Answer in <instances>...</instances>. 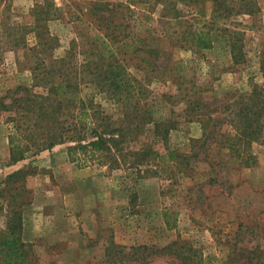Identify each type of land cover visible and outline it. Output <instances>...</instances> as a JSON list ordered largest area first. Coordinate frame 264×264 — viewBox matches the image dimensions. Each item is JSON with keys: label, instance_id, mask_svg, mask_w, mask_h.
Instances as JSON below:
<instances>
[{"label": "rangeland", "instance_id": "rangeland-1", "mask_svg": "<svg viewBox=\"0 0 264 264\" xmlns=\"http://www.w3.org/2000/svg\"><path fill=\"white\" fill-rule=\"evenodd\" d=\"M8 1L12 19L22 22L31 19V10L41 3L51 2L57 7L56 17L47 23L58 39L56 55H62L72 39L85 40L96 32L89 11L91 0ZM255 1L252 13L232 14L211 29L210 49L168 45L174 60L185 59L183 67L178 75L167 71L168 75L149 83L150 89L166 93H176L179 81L182 88L194 84L198 90L194 96L209 104L208 114L215 118L203 119H210V124L217 127L208 145L197 149V160L190 164L192 170L177 174V181L165 186V180L157 176L138 177L133 171L107 173L96 165L78 167L68 160L65 144L27 154L25 159L10 164L9 124L2 120L0 232L6 230L10 207L18 209L22 238L34 264H106L110 242L163 247L175 241H185L196 250L195 264H248L252 250L258 257L254 263L264 264V0ZM131 8L135 12L129 21L137 35L136 43L159 44L161 40L156 42L155 37L165 26L157 11L148 17L142 15L146 10L143 4ZM183 9L184 21L174 29L182 30L190 24L204 28V19L210 16L209 1ZM125 59L127 69L142 77L144 70L135 65L140 57L128 53ZM29 83V72L16 61L15 53L7 50L0 54V94ZM255 92L256 103L250 104L247 114L255 112L252 117L257 133L238 156L223 147L221 134L235 133L229 119L234 118L240 101ZM176 118L181 125L171 134L172 146L191 153L192 138L202 134L201 123L189 121L195 119L191 114L189 120L182 113ZM206 154V160H201ZM245 157L247 164L241 162ZM19 169L23 173L16 181L1 184ZM127 261L122 263L117 258L116 264ZM177 263L163 255L147 258L144 263L131 262Z\"/></svg>", "mask_w": 264, "mask_h": 264}, {"label": "trees", "instance_id": "trees-1", "mask_svg": "<svg viewBox=\"0 0 264 264\" xmlns=\"http://www.w3.org/2000/svg\"><path fill=\"white\" fill-rule=\"evenodd\" d=\"M207 1L210 2V16L204 19V28L190 24V28L174 29L175 24L184 21V7ZM90 2L89 11L96 23V32L85 40L72 39L64 53L56 55L58 39L47 26L48 21L56 17L57 7L53 3L35 6L29 14L31 19L22 22L12 19L10 2L0 0V54L7 50L14 52L16 61L22 63L30 76L29 84L0 94V122L9 124V163L25 159L27 154L35 155L65 144L68 160L78 167L96 165L107 173L133 171L138 177L157 176L169 186L177 181V174L193 169L191 161L197 160L198 151L208 145L217 126L211 125L210 119H203L211 117L209 104L202 97L194 96L198 92L196 85L182 88V81H179L176 93H166L150 89L149 83L168 75L167 71L178 75L183 67L185 59L174 60L168 45L178 49H210L213 45L211 29L232 14L252 13L256 1ZM139 3L146 6L143 16H153L157 11L158 19L163 22V28L165 26L155 37L156 42L161 40L157 45L136 43L137 35L129 19L135 12L131 6ZM119 52L121 57L117 55ZM128 53L133 58L140 57L135 65L144 70L142 77L127 69L123 61ZM255 95L256 92L240 101L234 118L229 119L235 133L221 134L223 147L238 156L251 145L257 133L252 117L255 112L251 116L247 114L250 104L256 103ZM180 113L187 119L191 114L195 119L190 117L189 121L201 123L202 134L192 138L194 150L191 153L179 152L171 143L172 132L181 125L176 118ZM206 158L207 154L201 160ZM247 159L241 158V162L247 164ZM22 173L20 169L13 171L1 184L16 181ZM165 222L171 227L168 220ZM22 225L20 211L10 207L6 230L0 232V264H34L28 244L22 238ZM250 254L248 264H257L254 263V258H258L255 251ZM105 255L106 264H116L117 258L122 263L128 260L127 264L144 263L155 255L170 256L178 260L177 264H195L198 257L196 250L185 241L163 247L110 242Z\"/></svg>", "mask_w": 264, "mask_h": 264}]
</instances>
